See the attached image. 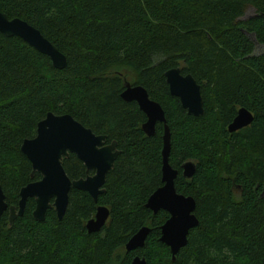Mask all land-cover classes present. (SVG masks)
Masks as SVG:
<instances>
[{
    "label": "trees",
    "instance_id": "trees-1",
    "mask_svg": "<svg viewBox=\"0 0 264 264\" xmlns=\"http://www.w3.org/2000/svg\"><path fill=\"white\" fill-rule=\"evenodd\" d=\"M254 13L242 18L246 9ZM0 10L36 27L65 56L63 68L17 36L0 33V186L8 206L31 180L20 150L47 112L68 113L119 154L93 201L71 188L63 216L51 207L33 218V198L9 223L0 217V264H264V0H0ZM249 34H253L254 41ZM179 67L200 85L203 113L189 115L169 93L164 72ZM143 86L164 110L170 132L168 162L174 187L192 196L198 224L172 260L160 241L167 211L145 206L161 182L163 124L147 136L145 114L121 97L123 80ZM239 107L253 116L229 132ZM195 163L191 178L181 165ZM70 179L85 176L83 162L62 158ZM97 205L109 218L97 232L86 221ZM149 227L143 247L125 242ZM123 253L119 254L118 249Z\"/></svg>",
    "mask_w": 264,
    "mask_h": 264
},
{
    "label": "water",
    "instance_id": "water-1",
    "mask_svg": "<svg viewBox=\"0 0 264 264\" xmlns=\"http://www.w3.org/2000/svg\"><path fill=\"white\" fill-rule=\"evenodd\" d=\"M0 33L5 36H17L32 46L35 50L47 55L55 68H63L66 56L51 43L43 34L27 21L13 17L0 10ZM254 40V35L249 34ZM169 93L177 97L187 114L199 116L203 113V99L200 85L194 77L181 73L179 67H172L164 72ZM124 89L121 97L125 101H135L139 109L145 114L146 120L141 128L147 136L155 132L157 122L163 124L162 134V185L156 188L148 197L145 206L153 213L160 209L168 212L169 216L161 225L160 241L165 243L171 252L172 260L177 251L186 244L190 228L198 224L194 214L195 200L176 191L174 179L177 170L168 162L170 150V132L165 113L161 105L151 99L147 90L141 85H132L127 79L123 80ZM252 113L245 107H239L236 115L227 125L229 132H234L251 123ZM106 135L96 134L85 127L70 114H54L47 112L45 117L37 122L36 134L32 138L23 139L20 150L31 164L30 176L38 173L40 178L32 180L19 189L17 205L8 206L4 192L0 186V217L7 209L9 223L24 212L27 198H33L35 207L32 216L38 221L45 218L46 210L53 207L60 219L68 203L71 188L86 191L93 199L102 193L107 172L112 168L114 160L119 154L116 141L105 143ZM70 153L76 155L86 168V175L77 179H70L66 174L62 158ZM182 175L189 179L195 170V163L187 160L182 163ZM93 170L92 174H88ZM109 218V209L105 205H97L95 213L86 223L87 232L99 231ZM149 232L148 226H142L126 242L127 251L141 247ZM131 264H146L144 257L134 256Z\"/></svg>",
    "mask_w": 264,
    "mask_h": 264
},
{
    "label": "rangeland",
    "instance_id": "rangeland-1",
    "mask_svg": "<svg viewBox=\"0 0 264 264\" xmlns=\"http://www.w3.org/2000/svg\"><path fill=\"white\" fill-rule=\"evenodd\" d=\"M253 13H254V9H253L252 7H248V8L246 9L244 15L242 16V18H246V17L252 15ZM254 51L257 52V53H259V52H263V51H264V45H262V44H258V43L255 42ZM122 250H123V249L120 248V249L117 250V252H118L119 254H122V253H123Z\"/></svg>",
    "mask_w": 264,
    "mask_h": 264
},
{
    "label": "flooded vegetation",
    "instance_id": "flooded-vegetation-1",
    "mask_svg": "<svg viewBox=\"0 0 264 264\" xmlns=\"http://www.w3.org/2000/svg\"><path fill=\"white\" fill-rule=\"evenodd\" d=\"M237 110H238V109H237ZM236 113H237V111H236ZM245 127H246V126H245ZM240 129H241V128H240ZM238 130H239V129H238ZM238 130H236V131H238ZM105 143H110V142H106V141H105ZM117 149H118V148H117ZM118 150H119V149H118ZM92 173H93V170H89V171H88V174H92ZM85 175H86V174H85ZM83 177H84V176H83ZM35 180H37V179H35ZM31 181H32V180H31ZM262 194L264 195V188L262 189ZM137 231H138V230H137ZM148 233H149V232H148ZM160 234H161V231H160ZM131 236H132V235H131ZM131 236H130V237H131ZM160 236H161V235H160ZM130 237H129V238H130ZM127 241H128V240H127ZM127 241H126V242H127ZM144 241H145V240H144ZM126 242H125V244H126ZM125 244H124V249H125L126 252H128V251L126 250V248H125ZM164 244H165V243H164ZM143 245H144V244H143ZM143 245H142L141 247H143ZM165 245H166V244H165ZM166 246H167V245H166ZM167 247H168V246H167ZM137 248H140V247H137ZM137 248H135V249H137ZM168 248H169V247H168ZM135 249H133V250H135ZM169 250H170V248H169ZM130 251H132V250H130ZM170 254H171V252H170ZM136 255L139 256V257H144V256H142V255H140V254H134V255L132 256V259H133V257L136 256ZM144 258H145V257H144ZM132 259H131V260H132ZM145 260H146V259H145ZM146 264H147V263H146Z\"/></svg>",
    "mask_w": 264,
    "mask_h": 264
}]
</instances>
